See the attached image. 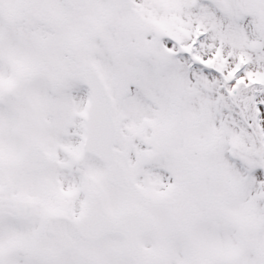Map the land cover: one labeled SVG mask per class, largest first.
I'll use <instances>...</instances> for the list:
<instances>
[{"label": "snow or ice", "instance_id": "6c2138e0", "mask_svg": "<svg viewBox=\"0 0 264 264\" xmlns=\"http://www.w3.org/2000/svg\"><path fill=\"white\" fill-rule=\"evenodd\" d=\"M0 264H264V0H0Z\"/></svg>", "mask_w": 264, "mask_h": 264}]
</instances>
